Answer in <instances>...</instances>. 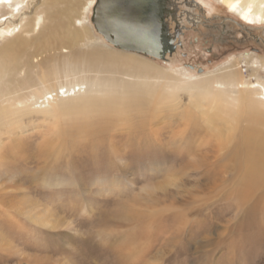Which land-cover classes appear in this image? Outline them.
Listing matches in <instances>:
<instances>
[{
    "label": "rangeland",
    "instance_id": "obj_1",
    "mask_svg": "<svg viewBox=\"0 0 264 264\" xmlns=\"http://www.w3.org/2000/svg\"><path fill=\"white\" fill-rule=\"evenodd\" d=\"M26 1L22 16L43 14L40 37L20 29L23 42L7 49L10 39L0 37V264H264V147L251 141L264 143V123H248L240 100L227 98L218 113L227 124L214 133L220 119L201 114L199 92L174 98L167 81L87 65L83 52L93 46L116 51L91 13L79 35L66 17L71 0ZM166 5L178 21L168 18L179 32L172 52L136 53L192 77L232 66L250 81L264 78V24H245L220 0ZM66 73L116 82L105 80L92 101L111 93L128 100L106 114L28 105L42 80ZM29 141L35 160L17 168L14 153Z\"/></svg>",
    "mask_w": 264,
    "mask_h": 264
},
{
    "label": "bare ground",
    "instance_id": "obj_2",
    "mask_svg": "<svg viewBox=\"0 0 264 264\" xmlns=\"http://www.w3.org/2000/svg\"><path fill=\"white\" fill-rule=\"evenodd\" d=\"M24 1L25 0H0V10L6 9V17L0 20V37L10 39V41L2 45L1 48L3 49L15 47L23 42V39L17 38V33L20 29L28 32H32L35 29V32L39 31V33L35 35L34 38L37 39L40 37L41 28L44 23L43 14L40 13L38 9H34L31 15L22 16L24 13L23 10L29 7V5H27V1L25 2V5H23ZM220 1L229 11L237 14L241 20H244L245 24H264V0ZM95 4L96 0L68 1L70 10L66 9V17L73 19V22L79 26V28L76 29L75 34H82L80 29H83L86 26L85 23L89 21V13L92 15V9ZM17 19L18 21H16ZM159 26V24L156 26L155 33L159 30ZM152 32L154 34V30H152ZM121 51V48H116V51L114 50V52L103 53L100 49H98V47L93 46L90 50L83 52V56H86L84 62L92 67L100 65V67L96 69L99 73L117 72L128 76L127 78L132 79L133 81L136 78V82H138L139 79L149 78L167 81L172 85L171 97L174 98L178 97V92L184 90L199 92V99L202 104L201 106L197 104V107L201 108L203 106L201 108V114L209 115L212 112L214 118L220 119V124H210L212 131L216 134H219L222 130L220 125L227 124V121L221 120L219 116L222 111V109H220L222 107L221 104H223L222 101L227 98L235 101L240 100L239 110L244 113V118L248 121V123H264V78L260 77V74L253 73L252 76L255 77V80L250 81L248 78L243 77L241 71L238 72L236 68L226 66L219 72L211 73L209 77L198 76L200 74L197 75L198 77H192L189 75L190 73L186 70V68L184 69L175 66L161 68L156 66V64H153V62L151 63L145 56L136 53L137 51H135L136 54L133 50L127 51L126 53ZM1 53L2 51H0V54ZM258 61L261 64V69H264V59H258ZM183 78L193 80L188 82ZM57 79L55 82L47 83H45L46 80H42V85L37 89L38 92L33 96V99L28 102V105L33 108L38 107L40 111H46L52 103H55L60 111L69 114H94L95 112L97 114H106L115 112L118 105L121 107L128 100V98H120L121 96L111 93L100 101H92L90 99L92 94L103 91L102 87H108L107 84L102 85V83L105 80L110 82L107 78L101 79L98 74L94 77H83V75L76 76L75 74L70 76L66 73L61 79ZM110 83L115 84L116 82ZM187 83H191V88H186L184 86ZM1 93L3 92L0 91V100H2ZM79 97H83V101H79ZM167 98H169V96ZM50 101L51 103H49ZM159 102H162V100L159 99L157 101V105H159ZM204 105H208V108L205 110L203 109ZM213 109H215L214 112ZM226 112H229L230 114L231 111L226 109ZM97 136L98 135H94L90 138H95L94 140H96ZM260 139L261 138L259 136L255 138L253 137L251 141L255 146L259 145L264 147V143H261ZM20 145L22 149L19 150V152L14 153L15 166L17 168L26 166L30 164L32 160H35V143H31L30 141L28 143L21 142ZM96 145V142H94L93 147L96 148ZM44 146L45 142L39 149H44ZM9 149L10 147H6L3 152L5 153ZM5 167L7 166L2 159V162H0V177L2 176L1 172L5 169ZM14 170L15 169L10 172H6V174H14L16 171ZM1 178L3 179V176ZM45 180L48 181L47 179ZM57 183H61V181L59 180L55 184ZM15 184L16 182L14 185ZM12 194L15 195V193Z\"/></svg>",
    "mask_w": 264,
    "mask_h": 264
},
{
    "label": "water",
    "instance_id": "obj_3",
    "mask_svg": "<svg viewBox=\"0 0 264 264\" xmlns=\"http://www.w3.org/2000/svg\"><path fill=\"white\" fill-rule=\"evenodd\" d=\"M150 2L155 5L152 0H96L90 20L94 29L114 47L156 56L159 41L153 27L144 24L150 17L147 13Z\"/></svg>",
    "mask_w": 264,
    "mask_h": 264
},
{
    "label": "flooded vegetation",
    "instance_id": "obj_4",
    "mask_svg": "<svg viewBox=\"0 0 264 264\" xmlns=\"http://www.w3.org/2000/svg\"><path fill=\"white\" fill-rule=\"evenodd\" d=\"M153 3L155 5H152V3L150 2V5L148 6V15H150L149 18H146L144 21V24H150L153 28L152 30H154V34H155V38L158 39L159 41V46H157L156 48V52L157 54H166V53H171L173 49V45H172V40H176V38L179 35L178 30L173 29V31H169L167 24H168V18H170L173 21V25L176 26L178 21L177 20H173L175 19L174 16L169 13L168 11H166L167 8V3L169 2V5H173L174 3V7H176L177 5H175L176 3H178V0H152ZM159 26V30L156 31L155 33V28L158 25ZM204 26H207L206 24L200 23ZM162 56V57H163Z\"/></svg>",
    "mask_w": 264,
    "mask_h": 264
}]
</instances>
